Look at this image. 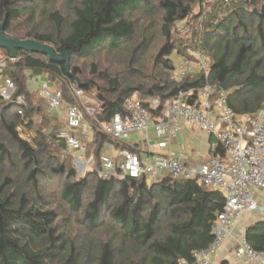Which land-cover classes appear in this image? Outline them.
<instances>
[{
    "label": "trees",
    "instance_id": "16d2710c",
    "mask_svg": "<svg viewBox=\"0 0 264 264\" xmlns=\"http://www.w3.org/2000/svg\"><path fill=\"white\" fill-rule=\"evenodd\" d=\"M36 1L0 0V27L5 24L6 35L14 39L49 44L59 55L66 50L71 57L72 76L66 72L65 65L53 63L46 55L22 50L17 53V63L9 64L1 73L2 78L15 82L16 94L24 97L23 104L0 97V125L16 145L17 161L23 162L22 170L28 173L26 181L32 190L22 191L12 178H0V264H178L181 260L192 261L194 252L207 250L214 241L213 227L225 206L221 192L193 180H175L170 176L149 184L146 176L103 179L100 171L94 170L79 178L74 167L68 170L60 163L48 167L42 159L46 152L39 153L21 139L17 130L19 124L32 126L37 114L43 115L48 123L57 121L53 110L44 109V103L34 104L27 71L45 74L50 82L49 76L90 89L91 83L80 81L83 71L80 66L72 65L73 61L94 56L102 50L111 54L126 48L137 36L136 25L127 15L150 8L153 0H82L74 6L70 19L59 12L50 14L52 33L32 29L33 32L24 36L11 35L13 23L22 17L27 5ZM158 1L163 12L164 43L155 56L152 74L145 76L144 70L134 67L142 46L147 44L145 38L122 75L100 74L109 86L110 97L100 95L103 105L101 113L95 114L98 121L110 120L124 112L125 100L132 96H138L145 104L149 98L156 99L163 107L180 90L205 84L204 74L199 73L181 80L173 78L175 66L169 60L175 50L185 53L184 43L174 40L172 27L187 20L193 6L203 0ZM222 7L219 2L203 14V40L212 68L210 83L230 91L229 106L237 114L252 115L264 104V0H232L225 11ZM220 14L225 16L220 17ZM0 52L8 56L7 59L11 57L7 49L0 48ZM97 69L95 64V75ZM63 99L65 103L64 93ZM92 129V145L100 156L105 144L117 143L96 127ZM56 130L50 132L56 144L65 141L68 147L65 138L58 137L61 127ZM214 156H224L221 145ZM44 157L51 162L59 159L51 155ZM6 162L16 165L8 144L0 137V169ZM49 173L67 179L60 199L70 211L83 215L80 225L84 226L89 239L70 238L68 233L61 232L57 213L35 199L32 191L39 192L40 177ZM245 238L255 251L264 252V221L251 225Z\"/></svg>",
    "mask_w": 264,
    "mask_h": 264
},
{
    "label": "built area",
    "instance_id": "2783aa9c",
    "mask_svg": "<svg viewBox=\"0 0 264 264\" xmlns=\"http://www.w3.org/2000/svg\"><path fill=\"white\" fill-rule=\"evenodd\" d=\"M219 2L225 11L232 0ZM222 16L225 15L220 14ZM203 17L199 18V29L193 31L192 37L184 40L185 53H176L178 68L174 69L177 80L195 73L204 74L206 82L202 87L180 90L163 107H160L156 99L149 98L145 104L135 95L125 100L124 112L114 115L110 120L98 121L101 131L116 141L131 134L140 135L150 153L156 147H166L169 140L181 133L185 123L197 126L202 133L214 138V151L218 145L223 147L224 156H216L199 166H189L186 154L156 157L147 164L142 162L139 154L132 151L122 152V160L118 164L111 157L102 158L99 174L103 179H139L144 176L155 177L164 172L175 180H193L200 186L222 193L225 206L213 227V243L207 250L194 252L192 261L181 260L178 264H214L218 248L225 239L233 236L234 221L248 212H264V207L255 197L256 192L264 191V104L255 114H237L229 106L230 91L210 83L212 68L203 40ZM184 21L189 25L188 20ZM4 63L0 61V70ZM16 90L12 79L0 75V97L5 101L23 104L24 97L16 94ZM38 92L50 110L63 106V91L53 88L50 81L42 82ZM86 111L95 117L94 109L86 110L79 104L67 107V130L63 138L74 152L87 151L86 145L71 133L85 122ZM151 132L155 138L151 137ZM234 251L235 256L243 259L245 264L264 263V252L255 251L247 242L245 234L235 239Z\"/></svg>",
    "mask_w": 264,
    "mask_h": 264
},
{
    "label": "rangeland",
    "instance_id": "374dc122",
    "mask_svg": "<svg viewBox=\"0 0 264 264\" xmlns=\"http://www.w3.org/2000/svg\"><path fill=\"white\" fill-rule=\"evenodd\" d=\"M81 1L82 0H37L33 5H27L25 7V13L22 14V17L13 23L12 29L14 30V33L11 35L24 36L27 32H33L32 29H36L35 32L52 33L54 29L50 19V14L53 12H59L61 16L70 19L74 14V6L79 5ZM217 3H219V0H203L202 3H196L193 6L192 14L187 19L189 21V25H186L185 21H183L176 23L172 27V36L174 40H179L184 43V40L192 37L193 31L199 29L198 25L201 22L199 18L202 17L204 13L210 12ZM127 16L135 23L137 36L134 40L128 42L126 48L119 49L117 52L111 54H108L106 50H102L94 56L84 59H75L73 61L72 65L80 66L83 71L80 81L87 84L91 83L89 85L90 89L84 90L83 88H79V85L77 84H71L69 81L61 79L55 80L49 76L48 78L51 79L52 85L55 88L61 89L65 95V103L63 104V106H65L60 109L59 113L53 112L54 115L57 116V121L48 123L43 119V115L37 114L33 117L32 126L28 127L25 124L18 125L17 130L21 139L28 142L34 149L38 150L39 153L46 152L42 155V159L47 163L48 167L49 165L53 167L57 166L58 163L65 164L68 170L74 167L77 176L81 178L88 175V172L94 170L100 171L102 168V158L108 155L111 151L116 152L112 144H106L100 156L96 148L93 147L92 142L94 134L93 131L90 130V125L96 127L97 131H101V129L96 116H91L88 111H86V119L85 122L82 123V126L71 132L87 146L86 153L74 152L70 150V148L66 146L65 141L62 144L57 145V142L54 141L50 132L55 133L57 131L56 128L58 129L60 126L62 131L57 133L58 137L63 138V133L67 130L65 123V109L66 106L71 103L79 104L86 110L90 108L94 109L96 111L95 114L101 113L103 104L100 95L106 98L110 97V95L107 93L109 86L100 74L102 72H107L111 77L119 74L122 75L124 73V69L127 67V64L130 62L132 54L136 51V49H138L141 42L145 38V40H147V44L142 46L138 57L135 59L136 65L134 67L140 68L142 72L144 70L145 76H150L152 74L155 56L164 43L161 33V27L163 25V12L160 9L159 1L153 0V4L150 8L131 12ZM176 53L183 54L179 50H175L169 57V60L173 62L175 66V70L178 68V62L175 59V55L177 56ZM7 57L8 56H4V54L0 52V61L5 62L0 70V75L9 64H14L18 61V59H12L11 57L7 59ZM95 64L98 67V74L96 75L93 71V66ZM174 71L172 76L173 78H176ZM26 73L29 77V89L33 92L32 98L34 104L42 105V103H44V109L50 110V107L43 101L37 90L40 86V79L38 77L41 74H33L30 71H27ZM146 79L144 81H146ZM0 137L6 144H8L10 153L13 155L16 164L12 166L7 165V162L4 163L0 169V178H12V180L16 182L20 188H22V191H31V186L26 181L28 173L22 170L23 162L18 163L17 161L18 157L16 154V145L11 142L10 137L1 125ZM124 141L126 140L124 139ZM128 141L129 140L126 142ZM137 141V135L132 136L130 142L136 143ZM44 155H51L52 157L59 159H57V162H54V160L51 162L50 159L48 157H44ZM66 181L67 179H65V177L52 176L50 173L43 175L40 177L39 192L35 191L34 193L33 190L32 194L35 199L37 198L39 200V204L45 208L53 209L57 213V224L61 232L63 231L68 233L70 238L89 239L90 237L86 235L84 226L80 225L82 224L81 221L83 215L70 211L68 206L60 199V192ZM257 193L258 201L264 204V191H258Z\"/></svg>",
    "mask_w": 264,
    "mask_h": 264
},
{
    "label": "crops",
    "instance_id": "0c3cea01",
    "mask_svg": "<svg viewBox=\"0 0 264 264\" xmlns=\"http://www.w3.org/2000/svg\"><path fill=\"white\" fill-rule=\"evenodd\" d=\"M40 84L44 81H47V76L41 74L39 77ZM49 81V80H48ZM51 83V82H50ZM52 84V83H51ZM40 87V86H39ZM38 87V91H39ZM54 88V86L52 85ZM36 90V92H37ZM65 106V105H64ZM62 106V107H64ZM50 110L52 112H58L60 109ZM67 107L65 109V123H66V113ZM93 125H90V130ZM137 135L138 141L136 143L130 142L132 136ZM151 137L155 138L153 132L150 133ZM77 137V136H76ZM124 139L128 142L124 141ZM155 141V140H154ZM156 142L158 139L156 138ZM215 143L214 138L208 136L205 133H202L197 126L185 123L183 130L177 137L169 140L167 146L164 148L156 147L152 153L147 150L146 144L142 141V137L138 134H131L129 136L123 137L121 140H118L116 144H112L116 152H109L105 157H111L115 160L116 163H120L122 160V152L132 151L141 157V160L144 164H147L153 161L156 157H169L176 156L179 154H186L188 157L189 166H199L211 161L214 156L213 144ZM106 145V144H105ZM105 145L103 149L105 148ZM114 154V155H113ZM118 161V162H117ZM168 175L164 172L159 173L155 177L146 176L149 184L154 183L157 179L165 178ZM120 178V177H119ZM255 197L258 199V193H255ZM264 207V204H262ZM264 221V212L262 210H257L253 212L245 213L242 217L237 218L234 221V232L233 236L225 239L221 246L218 248L216 255L214 256V264H222L226 262L227 264H245L243 259H239L235 256V239L245 234L246 230L253 224ZM253 264V263H251ZM264 264V263H263Z\"/></svg>",
    "mask_w": 264,
    "mask_h": 264
},
{
    "label": "water",
    "instance_id": "95a60500",
    "mask_svg": "<svg viewBox=\"0 0 264 264\" xmlns=\"http://www.w3.org/2000/svg\"><path fill=\"white\" fill-rule=\"evenodd\" d=\"M0 48L9 50L12 59L17 58L19 50L28 53H41L46 55L53 63L65 65L66 72L72 76L71 57L66 50L59 55L54 47L49 44L40 43L32 39L17 40L9 37L5 33V24L0 27Z\"/></svg>",
    "mask_w": 264,
    "mask_h": 264
}]
</instances>
